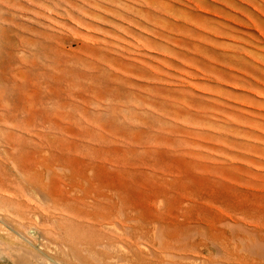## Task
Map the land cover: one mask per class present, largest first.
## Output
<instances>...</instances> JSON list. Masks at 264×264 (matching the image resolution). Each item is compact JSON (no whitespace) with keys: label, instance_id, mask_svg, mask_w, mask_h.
Wrapping results in <instances>:
<instances>
[{"label":"rangeland","instance_id":"rangeland-1","mask_svg":"<svg viewBox=\"0 0 264 264\" xmlns=\"http://www.w3.org/2000/svg\"><path fill=\"white\" fill-rule=\"evenodd\" d=\"M165 246L264 264V0H0V264Z\"/></svg>","mask_w":264,"mask_h":264},{"label":"bare ground","instance_id":"bare-ground-1","mask_svg":"<svg viewBox=\"0 0 264 264\" xmlns=\"http://www.w3.org/2000/svg\"><path fill=\"white\" fill-rule=\"evenodd\" d=\"M134 219H132L133 221ZM135 221V220H134ZM137 244V243H136ZM135 243L134 245L137 246ZM201 243L196 242L195 240L191 241L189 246L191 247V250L193 252H198L199 247H200ZM133 246L134 248L137 249V247ZM165 250L160 248V254L162 255H167V256H173L174 258L176 257V259L174 260V262L172 264H193V259L192 257H186L185 255V250L186 249H178V248H172L170 246H165L163 247ZM134 252L136 249L131 248ZM132 251V252H133ZM133 252V254H134ZM134 257V255H133Z\"/></svg>","mask_w":264,"mask_h":264}]
</instances>
